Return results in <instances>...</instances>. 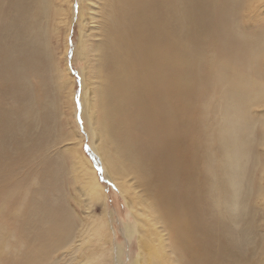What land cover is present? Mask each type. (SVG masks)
Returning a JSON list of instances; mask_svg holds the SVG:
<instances>
[{
	"label": "bare ground",
	"instance_id": "6f19581e",
	"mask_svg": "<svg viewBox=\"0 0 264 264\" xmlns=\"http://www.w3.org/2000/svg\"><path fill=\"white\" fill-rule=\"evenodd\" d=\"M5 1L0 0L1 7ZM102 1L97 12L100 42L91 45L98 64L96 77L101 80L94 90L93 133L96 130L102 144L110 146L103 156L113 174L134 175L143 191L144 207L162 228V232L144 233L139 227L138 248L148 264H231L234 255L227 226L234 220L232 208L239 196L236 171L242 170L245 150L253 139L247 136L252 134V121L246 108L264 98V83L257 84L258 73L248 51L250 42L243 41L246 36L233 21L222 25L217 40L211 39V27L203 26V11L195 13L203 9L200 0ZM219 1L202 0L210 16L222 8ZM14 2L20 12L21 87L27 94L29 73H36L39 63L45 65L37 54L45 52L44 18L50 16L51 6L50 0ZM222 10L233 18L232 8ZM89 46L84 52H89ZM203 73L211 86V105L199 102ZM48 87L40 88L38 100L47 97ZM32 100L23 102L29 115L36 109ZM27 117L36 121L32 114ZM20 188L15 181L0 199L7 200ZM33 202L24 196L17 203L24 221L17 225L12 241L2 237L0 227V264H40L51 248L72 236L74 221L63 215L61 206L46 208L40 225L33 227L40 216L38 207L30 211ZM133 231L126 226L127 235L131 237ZM156 247H168L170 252L160 253ZM120 254L113 256L115 263L120 264Z\"/></svg>",
	"mask_w": 264,
	"mask_h": 264
},
{
	"label": "rangeland",
	"instance_id": "374dc122",
	"mask_svg": "<svg viewBox=\"0 0 264 264\" xmlns=\"http://www.w3.org/2000/svg\"><path fill=\"white\" fill-rule=\"evenodd\" d=\"M101 2L50 0V16L47 13L44 18L42 49L45 48V55L37 54L46 66L39 63L36 73H29L27 94L21 87L19 68L18 2L6 0L0 5V198L15 181L21 187L7 200L0 199L2 237L5 235L12 241L17 225L23 223L22 209L17 203L24 196L34 200L31 212H35V207L40 210L33 227L40 225V218L46 215L43 211L54 205L64 207L63 215L74 221L72 236L65 238L59 247L51 248L40 264H116L113 256L118 251L120 264H148L138 248L139 227L146 230L144 233L162 232L144 207L143 191L134 175L113 174L114 170L104 159L110 146L104 141L102 144L96 130L93 133L97 121L94 90L101 86V80L96 77L98 64L91 45L97 46L100 42L97 12ZM200 4L204 10L196 9L195 13L203 11L206 17L203 26L211 27V39L217 40L222 25L230 26L231 21L239 33L245 34L243 41L250 42L248 51L251 50L253 67L258 73L257 84L263 85L264 0H220L222 8H232L234 13L230 19L222 8L210 16L208 5L202 0ZM206 20L212 24L209 26ZM86 44H90L89 52H84ZM226 48L224 45L222 49ZM200 77L198 98L204 104L211 98V86L207 74ZM41 87H48L50 91L47 89V97L38 100ZM31 97L36 105L31 113L35 122L28 119L31 114L23 111L24 99ZM246 109L252 121L249 130L252 134L247 136L253 139L245 150V165L240 172L236 171L240 181L238 202L232 208L234 220L227 226L228 239L226 236L223 239L232 242L231 264H264V98ZM126 226L134 230L131 237L126 233ZM155 249L160 253L170 252L168 247Z\"/></svg>",
	"mask_w": 264,
	"mask_h": 264
}]
</instances>
